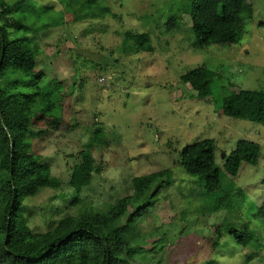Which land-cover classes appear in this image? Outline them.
<instances>
[{
    "label": "rangeland",
    "instance_id": "rangeland-1",
    "mask_svg": "<svg viewBox=\"0 0 264 264\" xmlns=\"http://www.w3.org/2000/svg\"><path fill=\"white\" fill-rule=\"evenodd\" d=\"M34 1L66 12L65 0ZM189 3L100 0L105 14L69 22L55 13L66 22L27 34L47 81L66 83L72 121L71 132L32 130L29 136L41 163L62 182L58 190L42 189L26 199L34 233L53 230L67 218L107 213L119 199L134 195L136 178L167 171L168 179L152 189L154 206L136 223L129 243L133 263L264 264V220L258 215L264 210V124L222 113L230 82L264 91V0H251L253 17L243 22L234 45H197L184 11ZM6 21L0 16V24ZM138 34L149 36L153 52L137 51L131 35ZM201 67L222 77L215 78L212 95L204 99L181 79ZM1 86L5 89L6 81ZM205 139L214 140L215 163L222 170L240 140L261 148L257 166L244 163L236 178L223 177V185L234 182L243 191L231 209L213 211L220 195L207 193L204 182L182 168L183 149ZM82 152L91 153L94 165L90 183L77 194L70 180ZM133 213L128 205L121 226ZM220 224H248L252 246L241 247L224 234L208 259L198 249Z\"/></svg>",
    "mask_w": 264,
    "mask_h": 264
},
{
    "label": "trees",
    "instance_id": "trees-1",
    "mask_svg": "<svg viewBox=\"0 0 264 264\" xmlns=\"http://www.w3.org/2000/svg\"><path fill=\"white\" fill-rule=\"evenodd\" d=\"M10 4L0 0V16L7 19L0 24V264H135L129 243L135 239L138 219L154 206L153 187L168 179L167 171L136 178L132 183L134 195L119 199L109 212L79 220L67 218L46 233H34L25 214L26 199L42 189L58 190L62 186L33 149L29 141L32 130H72L67 85L64 81H47L34 40L27 34L54 27L53 22L64 23L65 17L69 22H79L97 17L98 11L105 14L106 10L100 0H65L64 14L62 10L52 12L49 6L39 7L34 0ZM184 11L199 46L237 44L243 22L253 17L251 0H190ZM131 38L138 52H153L147 34ZM215 78L222 77L213 69L201 67L181 79L204 99L212 95ZM2 80L6 81L5 89ZM229 91L222 104L223 115L264 124V91L244 90L231 82ZM215 152L214 140L198 141L183 149L181 164L189 176L204 182L207 193L220 195L213 207L219 212L231 209L243 195L234 182L223 185L224 175L236 178L244 163L257 166L261 148L255 142L240 140L226 157L223 170L215 163ZM81 157L70 180L77 194L90 183L94 165L91 153L82 152ZM128 205L134 213L121 226ZM258 215L264 220L263 209ZM224 234L245 248L255 239L248 224H220L198 252L205 250L210 259Z\"/></svg>",
    "mask_w": 264,
    "mask_h": 264
}]
</instances>
